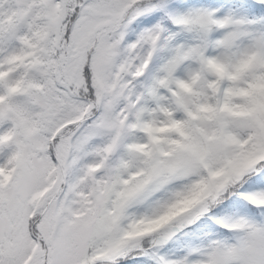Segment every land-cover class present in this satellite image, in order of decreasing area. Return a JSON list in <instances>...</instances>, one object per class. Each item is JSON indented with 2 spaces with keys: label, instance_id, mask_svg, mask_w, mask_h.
Segmentation results:
<instances>
[{
  "label": "snow or ice",
  "instance_id": "snow-or-ice-1",
  "mask_svg": "<svg viewBox=\"0 0 264 264\" xmlns=\"http://www.w3.org/2000/svg\"><path fill=\"white\" fill-rule=\"evenodd\" d=\"M0 264H264V0H0Z\"/></svg>",
  "mask_w": 264,
  "mask_h": 264
}]
</instances>
